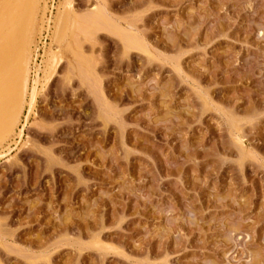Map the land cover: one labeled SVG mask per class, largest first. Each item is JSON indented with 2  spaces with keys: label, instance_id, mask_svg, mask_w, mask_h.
<instances>
[{
  "label": "rangeland",
  "instance_id": "rangeland-1",
  "mask_svg": "<svg viewBox=\"0 0 264 264\" xmlns=\"http://www.w3.org/2000/svg\"><path fill=\"white\" fill-rule=\"evenodd\" d=\"M42 1L108 23L0 146V264H264V0Z\"/></svg>",
  "mask_w": 264,
  "mask_h": 264
},
{
  "label": "bare ground",
  "instance_id": "bare-ground-1",
  "mask_svg": "<svg viewBox=\"0 0 264 264\" xmlns=\"http://www.w3.org/2000/svg\"><path fill=\"white\" fill-rule=\"evenodd\" d=\"M0 2H2L3 7L0 11V146H2L13 135H21V129H18V133L16 129L20 122L23 107L25 105L28 107V113L25 115L27 118L35 108L38 86L44 87L51 75L55 73L58 53L53 44H57L62 49H70L71 43L67 42L64 46V42L71 33H73V37L77 35V32L82 34V31L86 35L90 31L88 29L89 31L86 33V27H101L105 23L104 16L98 9L89 14L75 15L67 7L69 4L63 3L60 5L61 7L56 9L57 12L50 26L49 19L45 20L42 17L44 8L41 13V0H0ZM43 29L52 31L51 43L44 48L41 63L38 65L34 63L36 65L34 66L35 73L30 79V60L33 55L35 56L33 52L35 38L37 32L40 36L42 35ZM124 41L126 48L131 47L132 43L128 36H124ZM73 53L75 64L69 61L66 73L71 75L74 71H78L82 81H89L91 73L87 62L85 63L84 58L77 56L74 51ZM42 64L43 66H41ZM6 147L9 150V146L6 145ZM1 152L3 153V151Z\"/></svg>",
  "mask_w": 264,
  "mask_h": 264
},
{
  "label": "built area",
  "instance_id": "built-area-1",
  "mask_svg": "<svg viewBox=\"0 0 264 264\" xmlns=\"http://www.w3.org/2000/svg\"><path fill=\"white\" fill-rule=\"evenodd\" d=\"M50 3H51V1H50Z\"/></svg>",
  "mask_w": 264,
  "mask_h": 264
}]
</instances>
